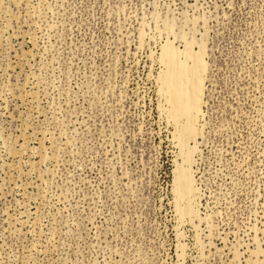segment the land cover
<instances>
[{"label":"rangeland","instance_id":"1","mask_svg":"<svg viewBox=\"0 0 264 264\" xmlns=\"http://www.w3.org/2000/svg\"><path fill=\"white\" fill-rule=\"evenodd\" d=\"M0 264H264V0H0Z\"/></svg>","mask_w":264,"mask_h":264},{"label":"bare ground","instance_id":"2","mask_svg":"<svg viewBox=\"0 0 264 264\" xmlns=\"http://www.w3.org/2000/svg\"><path fill=\"white\" fill-rule=\"evenodd\" d=\"M177 56L178 53L175 52V49L174 51L169 50L166 53L165 63L167 65V71L164 73L165 75L161 81H163L164 92L166 91L168 94L170 115L177 123H182V131L178 135V139L185 150L189 145V141L198 134L196 121L201 108L203 69L198 64L195 70H191ZM178 177V193H180L178 195H181L184 199L191 190L190 183L187 180L188 175L186 177L185 172L180 171Z\"/></svg>","mask_w":264,"mask_h":264}]
</instances>
